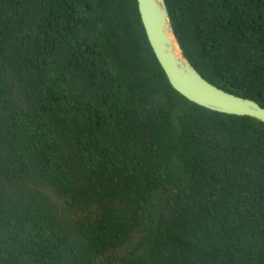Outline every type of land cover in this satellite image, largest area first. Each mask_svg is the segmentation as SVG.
<instances>
[{"label": "trees", "instance_id": "1", "mask_svg": "<svg viewBox=\"0 0 264 264\" xmlns=\"http://www.w3.org/2000/svg\"><path fill=\"white\" fill-rule=\"evenodd\" d=\"M164 1L264 108V0ZM0 264H264V124L178 94L136 0H0Z\"/></svg>", "mask_w": 264, "mask_h": 264}, {"label": "water", "instance_id": "2", "mask_svg": "<svg viewBox=\"0 0 264 264\" xmlns=\"http://www.w3.org/2000/svg\"><path fill=\"white\" fill-rule=\"evenodd\" d=\"M140 21L152 52L170 86L205 109L256 119L264 124V108L226 93L203 79L191 66L173 35L164 0H136Z\"/></svg>", "mask_w": 264, "mask_h": 264}]
</instances>
